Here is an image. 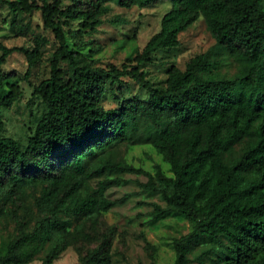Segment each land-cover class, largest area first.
<instances>
[{"label": "trees", "instance_id": "trees-1", "mask_svg": "<svg viewBox=\"0 0 264 264\" xmlns=\"http://www.w3.org/2000/svg\"><path fill=\"white\" fill-rule=\"evenodd\" d=\"M13 11H41L43 25L58 42L50 62V75L34 87L44 111L27 143L4 134L3 109H10L22 88L10 82L2 66L15 51L23 52L31 75L38 49L7 46L0 41V198L13 199L29 189L36 206L44 210L37 219L18 220L17 231L0 234V264H27L44 252L42 264H53L67 248L72 218L77 220L109 210L116 201L106 195L118 178H102L106 170L144 173L145 190L165 203L153 201L150 215L160 219L180 215L189 231L173 239L176 252L170 264H191L197 246L198 260L213 254L222 264H264V0H168L158 29L135 57L139 64L161 49L179 45V33L201 14L215 39L213 49L191 57L181 68L173 64L165 85L153 84L144 71L124 63L122 67L93 66L77 43H71L66 25L80 20L88 32L102 24L110 7L93 1L83 8L81 0L63 7L64 0H2ZM155 0H148L153 3ZM165 1V0H161ZM112 23H124L119 17ZM226 52L239 64L233 76L221 75L213 51ZM69 64L66 77L61 62ZM129 76L149 93L146 101L129 102L105 109L95 90L101 81L120 83ZM110 120L116 137H126L146 125L145 141L154 145L170 164L171 175L160 165L154 172L106 154L96 142L104 135L103 121ZM115 137H106L111 143ZM69 145L75 151L59 173L5 177L11 165L40 167L56 149ZM92 178H98L92 184ZM20 215L0 207V223ZM80 231H78L79 234ZM79 264H111L101 247L88 250Z\"/></svg>", "mask_w": 264, "mask_h": 264}, {"label": "rangeland", "instance_id": "rangeland-1", "mask_svg": "<svg viewBox=\"0 0 264 264\" xmlns=\"http://www.w3.org/2000/svg\"><path fill=\"white\" fill-rule=\"evenodd\" d=\"M93 1H101L110 7L108 13L101 16L103 22L93 32H88L80 20L71 21L66 25L71 43H77L81 50L92 61L93 66L109 68L113 64L122 67L124 63L137 66L144 71L146 77L155 85H165L167 71L173 65L185 68L186 62L193 56L214 48L215 39L212 36L205 17L198 18L184 31L179 33V45L157 51L146 63L129 62L127 57H135L141 51L146 41L158 29L159 20L169 7V1L155 0H81V6L88 8ZM69 0L63 1V7L70 5ZM264 9V2L262 3ZM121 18L124 23L115 24L113 18ZM0 41L7 46H24L37 48L39 55L31 75L25 78L28 61L23 52L15 51L2 66L10 82L18 83L23 92L10 109H3L5 122L4 134L27 143L38 118L44 111L41 98L34 93V87L50 75V62L53 52L58 48V42L52 30L45 28L40 9L31 12L13 11L0 0ZM1 55V51H0ZM213 57L219 61L218 71L224 76H233L239 69V64L232 56L222 51H213ZM61 67L65 76L71 75L67 62L62 61ZM95 88L101 94L100 104L105 109L116 108L118 114L125 116L121 109L129 102L140 103L147 100L149 93L137 81L129 76L122 81H101ZM104 135L96 136V142L105 146L106 154L117 160L124 159L133 166L154 172L158 164L162 170L171 175L170 164L165 160L154 145L145 141L146 125L139 122V128L129 132L126 137H116L111 128L110 120L103 121ZM114 136L111 143L106 137ZM75 150L62 146L55 150L47 162L40 167L23 169L19 165L8 168L7 177L11 175L38 176L44 173H59L62 166L72 159ZM8 177V178H9ZM102 178H118L119 184H112L106 190V195L116 201L107 211L86 216L79 220L72 218L70 232L67 236L69 245L54 260L53 264H79L87 255L88 250L101 247L103 253L111 258V264H170L175 260L176 252L173 239L186 234L190 224L180 215L168 214L163 218L154 219L150 215L151 202L158 201L163 205L159 195L145 190L143 183L148 180L144 173L121 172L106 170ZM92 184L98 178H92ZM32 189L27 193H16L13 199L6 196L0 198V207L10 213L17 210L20 215L13 216L8 221L0 223V234L17 231L18 220L37 219L44 210L36 206ZM78 231L79 234H78ZM52 247L48 244L45 251L27 264H42L46 251ZM202 250L197 246L190 255L191 264H222L213 254L198 260L196 253Z\"/></svg>", "mask_w": 264, "mask_h": 264}]
</instances>
